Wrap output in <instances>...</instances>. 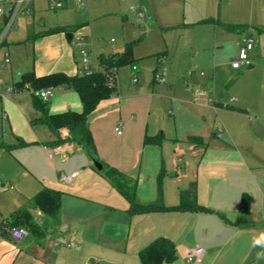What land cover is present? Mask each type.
Masks as SVG:
<instances>
[{
    "label": "crops",
    "instance_id": "1",
    "mask_svg": "<svg viewBox=\"0 0 264 264\" xmlns=\"http://www.w3.org/2000/svg\"><path fill=\"white\" fill-rule=\"evenodd\" d=\"M76 1L77 6L85 7ZM126 2L134 3L136 6L131 10L147 23L154 22L151 15L156 17L161 5L168 18L177 15L182 3L183 14H190L197 23L207 21L229 35L242 37L257 32L260 50L264 52V0ZM62 5L66 9L68 0ZM224 25L246 29L229 32ZM42 27L40 33L51 29L44 24ZM57 27L73 29L71 33L78 29L77 24ZM71 33L37 38L34 53L39 55L41 49L48 50L44 62L34 60L33 68L29 61L20 66L10 61L8 70L6 64L0 63L3 67L0 74L4 75L0 82V162L7 159L13 170L12 174H6L0 168V222L21 209H30L38 224L48 225L44 237L28 234L31 238L25 237L20 242L11 240L8 231L0 234V264H141L139 252L158 237L175 244L177 259L171 264H188L186 252L197 245L205 249L200 264H264V115L258 120L250 117L247 109L218 102L213 97L212 77L205 78V74L185 84L170 74L161 83L154 68L150 83L147 79L141 84L132 80L129 87H118L116 74L115 96L101 101L88 118L95 144L92 156L70 141L66 129L60 131L64 143L54 145L56 137L47 127L31 123L39 116L33 107L31 91L14 86L28 72L37 77L56 72L78 74L75 53L66 44L73 39ZM84 34L80 37L88 41V32ZM26 40L18 43L26 45ZM132 42L126 43L121 52L108 46L101 54H94L96 66L99 67L102 56L117 59ZM2 48L5 55L10 52L8 38ZM255 49L254 45L251 52ZM132 58L134 63L133 52ZM76 65L79 67L78 62ZM254 67L251 60L249 69ZM144 72L138 67L135 71L142 76ZM8 86L14 87V91L8 92ZM195 89L202 90V94L195 96ZM48 101L50 114L83 111L80 97L74 91L52 89ZM256 127L261 129L259 135L255 133ZM192 136L202 138L203 145L190 143L188 138ZM146 137H161L162 142L159 146L146 145ZM21 142L25 145H20ZM28 146L44 158L47 164L44 172L48 174L31 165L28 157L20 156L21 149ZM55 159L72 162L70 169L75 171L68 173L65 169L58 171L57 178L50 176L52 168L59 169ZM94 160L102 164V171L95 169ZM108 167L135 180L136 197L141 204L157 201V178L163 173L166 207L177 206L180 191L195 183L197 202L209 211L132 215L128 212L129 203L103 176ZM72 174L77 175L70 183L60 181L61 175ZM6 178L16 187L4 181ZM5 182L13 189L5 187ZM44 188L62 194L60 210L54 219H47L30 206ZM243 195L247 196L250 209L245 215L240 212Z\"/></svg>",
    "mask_w": 264,
    "mask_h": 264
},
{
    "label": "rangeland",
    "instance_id": "2",
    "mask_svg": "<svg viewBox=\"0 0 264 264\" xmlns=\"http://www.w3.org/2000/svg\"><path fill=\"white\" fill-rule=\"evenodd\" d=\"M34 12L30 10L28 14L20 15L16 25L11 29L8 39L10 52L7 53L12 65H22L29 61L33 68V61L44 62L46 49H41L39 55L34 53L32 43L24 41L32 34L42 31L44 24L46 28L57 27L59 25H78V29L71 33L72 41L66 42L71 52L75 53L76 62H80V55L77 48V38L88 32L87 40L92 44L93 52L97 56L104 51V48L113 46L115 52H121L125 44L132 42V52L135 58L134 63L127 64L119 68L117 73L118 87L132 85L133 78L139 80L141 84L145 79L152 81V70L157 69L158 74L163 70L167 73L166 81L172 74L185 84L192 78L205 74V78L212 77L213 97L220 103L242 107L247 109L249 116L261 120L264 115V52H261L262 45L257 32H250L246 35H229L221 28L210 22L197 23L196 18L190 14H183V5L180 3V11L174 17L166 16V9L163 5L157 9V16L153 17L154 22L147 23L138 19L131 8L136 5L130 4L126 0H87L88 7L77 6L76 0H68L66 9L52 8L48 0H34ZM63 6V5H62ZM145 17L146 14L144 13ZM158 23H155V21ZM169 23L171 26H165ZM224 36V37H223ZM247 38L253 41L256 49L250 52V59L253 60L252 69L242 65L241 69L234 70L232 62L234 57L238 61L240 45H244ZM19 40V41H18ZM215 42L218 44H215ZM197 51L195 55L194 52ZM260 52V54H258ZM5 51L0 48V63H3ZM253 55H252V54ZM40 58V59H39ZM74 62V66L80 74V68ZM163 65L161 66V64ZM135 65L144 72V75L132 72ZM0 64V71L3 67ZM10 65L7 64V70ZM214 71V75H213ZM189 72L192 76L189 77ZM0 74V82L4 79ZM156 76V75H155ZM0 83V85H1ZM5 87V86H4ZM11 88L12 86H8ZM8 90V88H7ZM28 90H25V92ZM31 91V90H30ZM115 96V94L113 95ZM235 99V101H234ZM212 100H214L212 98ZM29 159L31 165L44 172V158L34 152L32 146L21 149V155ZM13 158V157H10ZM59 167L50 171V176L58 177V171L71 173L72 162H62L60 159L54 160ZM2 164V166H1ZM0 168L6 174H12L10 162L7 159L0 162ZM45 173V172H44ZM46 172L45 174H48ZM10 181L13 187L15 183ZM6 183V182H5ZM6 231L0 228V234ZM27 237V236H26ZM28 240L31 236L27 237Z\"/></svg>",
    "mask_w": 264,
    "mask_h": 264
},
{
    "label": "trees",
    "instance_id": "3",
    "mask_svg": "<svg viewBox=\"0 0 264 264\" xmlns=\"http://www.w3.org/2000/svg\"><path fill=\"white\" fill-rule=\"evenodd\" d=\"M203 23H207L203 22ZM229 32H240L245 30L243 26H223ZM1 30V27H0ZM73 29L65 27H56L46 30L43 33L32 34L26 42L34 43L39 37L59 33H71ZM133 62L132 44L126 46L125 51L115 60L101 57L99 67L93 72L80 73L76 75H67L56 72L45 76L37 77L34 72L23 74L21 80L15 84V88L23 90V86H30L32 103L34 109L39 113L37 118L32 120V125L40 124L47 127L56 137L54 145H61L64 141L61 139L60 131L66 129L70 135V141L81 145L89 155H93L95 144L89 128V115L97 108L101 101L111 98L117 92L116 74L118 68ZM114 75V86H110L108 75ZM63 88L65 90L76 92L82 102L83 111L76 113L72 111L50 114L49 101H44L35 96V91L44 89ZM239 111H244L239 109ZM188 141L195 145H203L200 137L192 136ZM146 145L159 146L162 142L161 137H146ZM20 145H25L21 142ZM105 179L111 186L129 203L130 214H143L164 211L181 212H206L208 209L200 206L197 202V189L195 183L188 189L181 190L179 194V204L175 207H166L163 203L162 180L163 173L157 178V201L149 204H141L136 197V182L126 174L115 168H106L103 172ZM62 194L59 191L44 188L36 194L31 200L30 206L33 210L42 212L47 219H54L58 215L61 205ZM240 212L249 214V203L246 195H243ZM47 224H38L30 209H21L12 214L8 219L0 222V228L8 231L11 228L19 227L27 231L28 234L44 237ZM141 264H171L177 259L175 244L168 238L158 237L149 245L143 248L138 254Z\"/></svg>",
    "mask_w": 264,
    "mask_h": 264
},
{
    "label": "built area",
    "instance_id": "4",
    "mask_svg": "<svg viewBox=\"0 0 264 264\" xmlns=\"http://www.w3.org/2000/svg\"><path fill=\"white\" fill-rule=\"evenodd\" d=\"M34 0H0V48L5 43L6 39L8 38V35L11 31V29L16 25L18 18L20 15L28 14L32 8ZM65 0H48L49 5L52 8H61L62 2ZM78 2L82 6H88L87 0H78ZM77 48L80 55V62H79V68L81 73H91L93 70H97L98 67L96 66V58L94 55V52L92 50V44H90L88 41H86L82 37L77 38ZM253 49V41L251 39H247L245 44L239 49L238 53V61L234 62L232 64L233 69H239L242 65L250 66L251 59H250V52ZM9 56L8 54L4 57V64H9ZM135 72L137 70V67L132 68ZM167 71L163 70L161 74H158L156 76L157 81L163 83L165 82V76ZM201 76H204V73H200ZM189 77L192 76V72H189ZM108 80L110 82V86H114L115 77L113 74H109ZM133 82L136 83L137 79L134 78ZM23 90H30V86L28 84H25L23 86ZM14 87H11L8 89V92H13ZM195 96H199L202 94V90L195 89L193 91ZM35 96L41 98L44 101H48L51 95V89H45L40 91L34 92ZM118 134L120 135L121 132L118 131ZM77 174H72L71 176L67 177L64 175L60 176V181L63 183H70L73 178L76 177ZM5 187L9 189H13V187L6 183ZM28 235L27 231L23 228L14 227L9 230V236L11 240L15 242H20L24 240V238ZM205 256V249L201 245H197L192 247L186 252V261L188 264H200Z\"/></svg>",
    "mask_w": 264,
    "mask_h": 264
},
{
    "label": "water",
    "instance_id": "5",
    "mask_svg": "<svg viewBox=\"0 0 264 264\" xmlns=\"http://www.w3.org/2000/svg\"><path fill=\"white\" fill-rule=\"evenodd\" d=\"M68 36H69V38L71 39V34H68ZM261 129H260V127H256V129H255V133L257 134L258 133V131H260ZM258 135H259V133H258ZM93 164H94V167H95V169L97 170V171H102V169H103V166H102V164H100L99 162H97V161H93Z\"/></svg>",
    "mask_w": 264,
    "mask_h": 264
}]
</instances>
